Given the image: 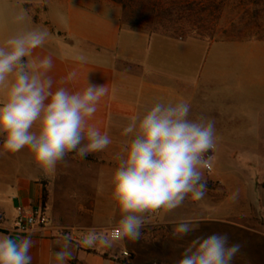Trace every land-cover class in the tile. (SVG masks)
<instances>
[{"label": "crops", "instance_id": "0c3cea01", "mask_svg": "<svg viewBox=\"0 0 264 264\" xmlns=\"http://www.w3.org/2000/svg\"><path fill=\"white\" fill-rule=\"evenodd\" d=\"M20 10L27 12V27L39 26L49 33L33 57L51 55L48 75L54 89L82 90L85 76L109 89L89 120L111 137L112 143L102 152L83 160L70 154L67 166L61 164L53 173L41 169L27 149L0 155V233L13 238L29 235L13 232L14 220L18 209L29 213L42 207L45 191L50 225L30 233V254L32 264H52L60 234L71 235L75 242L89 228L105 234L116 230L120 217L113 211L111 177L118 166L117 153L129 139L122 135L129 119L157 101L180 100L190 103V119L207 113L215 128H221L223 121L247 119L250 113L245 108L225 113L219 104L223 97L247 99L264 86V40L175 39L126 29L121 8L110 0H0V44L18 30L11 17ZM78 55L87 62L76 60ZM74 70L75 80L61 83ZM159 223L165 226L167 239L174 238L175 221L163 218ZM124 242V249L121 242L81 247L69 264H119L115 259L127 252L133 257L131 264H136L147 245L140 240Z\"/></svg>", "mask_w": 264, "mask_h": 264}, {"label": "clouds", "instance_id": "9594fccd", "mask_svg": "<svg viewBox=\"0 0 264 264\" xmlns=\"http://www.w3.org/2000/svg\"><path fill=\"white\" fill-rule=\"evenodd\" d=\"M18 30L0 44V155L27 149L33 161L46 173H53L74 154L83 160L102 152L111 137L89 124L98 104L108 95L105 84L85 76V87L70 91L53 88L48 75L51 55L34 58L49 33L39 26L27 27L24 10L11 17ZM87 62L86 57H75ZM74 70L63 84L75 80ZM191 105L157 101L145 112L129 119L123 127L125 141L117 153L118 166L111 177L113 211L119 213L111 234L87 229L77 241L60 234L52 252V264H69L79 248L112 247L115 243L142 238L149 217L161 210L171 213L187 198L202 199L207 191L204 169L206 154L216 148L215 121L204 116L190 119ZM238 193H233L235 201ZM198 221L181 218L175 222L173 237L184 240L198 230ZM31 234L13 238L0 233V264H32ZM243 245L230 242L227 233L195 236L183 246L177 264H234Z\"/></svg>", "mask_w": 264, "mask_h": 264}, {"label": "rangeland", "instance_id": "374dc122", "mask_svg": "<svg viewBox=\"0 0 264 264\" xmlns=\"http://www.w3.org/2000/svg\"><path fill=\"white\" fill-rule=\"evenodd\" d=\"M123 1L127 5L126 12L121 9L123 27L152 34L149 28L126 22L127 19L137 23L145 21L141 14L150 6V1ZM213 1L220 7L219 20L214 26L218 40H226L224 34L243 40H252L256 35L264 38V0ZM160 2L164 4V0ZM32 8L38 9L37 6ZM38 16L43 18L44 15L39 13ZM219 106L225 113L245 108L250 115L236 122L223 121V126L216 128V148L208 152L212 172L203 170L207 182L205 196L198 201L189 197L181 207L171 213L162 211L159 217L175 222L191 218L199 222L198 230L184 240H176L167 239L163 225L143 227L140 241L147 246L141 249L136 264H177L188 240L211 233H227L230 242L243 245L234 264H264V86L244 100L243 97H223ZM205 116L209 118L207 113ZM233 193H238L235 201L231 199ZM171 227L174 228L175 223ZM121 244L124 249L125 242Z\"/></svg>", "mask_w": 264, "mask_h": 264}, {"label": "trees", "instance_id": "16d2710c", "mask_svg": "<svg viewBox=\"0 0 264 264\" xmlns=\"http://www.w3.org/2000/svg\"><path fill=\"white\" fill-rule=\"evenodd\" d=\"M112 3L120 6L123 12H126L127 5L123 0H110ZM150 6L145 7L141 16L145 21L137 23L136 20L127 19L126 22L131 25H140L149 28L152 34H158L175 39L195 38L206 41L218 40L214 31L215 23L219 20L220 7L215 5L214 1L202 0H149ZM260 0H257V2ZM186 35L188 37H186ZM226 40L235 39L230 35H225ZM255 40H264L257 35ZM235 40H243L237 37ZM250 40V39H247ZM46 203V192L42 194V208ZM119 264H131L133 257L128 254L126 258H116Z\"/></svg>", "mask_w": 264, "mask_h": 264}, {"label": "built area", "instance_id": "2783aa9c", "mask_svg": "<svg viewBox=\"0 0 264 264\" xmlns=\"http://www.w3.org/2000/svg\"><path fill=\"white\" fill-rule=\"evenodd\" d=\"M206 157L209 159L210 154L207 153ZM208 173L212 172V167L208 164V167L205 169ZM162 211H159L149 217L150 221L145 224L144 228L159 227V217L162 214ZM50 225V219L47 216L45 209L42 207L36 208L29 213H25L22 209H18V215L13 223L12 231L18 234H30L34 231H41ZM125 257H128L127 253H124Z\"/></svg>", "mask_w": 264, "mask_h": 264}]
</instances>
